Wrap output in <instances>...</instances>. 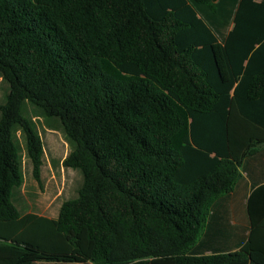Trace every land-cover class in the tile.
<instances>
[{
  "label": "trees",
  "instance_id": "obj_1",
  "mask_svg": "<svg viewBox=\"0 0 264 264\" xmlns=\"http://www.w3.org/2000/svg\"><path fill=\"white\" fill-rule=\"evenodd\" d=\"M0 77V264H264V0H0ZM25 102L82 175L56 218L14 203Z\"/></svg>",
  "mask_w": 264,
  "mask_h": 264
},
{
  "label": "rangeland",
  "instance_id": "obj_2",
  "mask_svg": "<svg viewBox=\"0 0 264 264\" xmlns=\"http://www.w3.org/2000/svg\"><path fill=\"white\" fill-rule=\"evenodd\" d=\"M8 83L0 80V96L5 100ZM24 115L31 121L41 137L44 149L41 180L33 175L32 163L27 153L24 134L14 130V137L19 145L23 183L14 194V203L21 213H37L56 218L65 200L78 195L82 175L78 169L66 168L63 160L71 150L58 119L48 117L30 102H25Z\"/></svg>",
  "mask_w": 264,
  "mask_h": 264
},
{
  "label": "crops",
  "instance_id": "obj_3",
  "mask_svg": "<svg viewBox=\"0 0 264 264\" xmlns=\"http://www.w3.org/2000/svg\"><path fill=\"white\" fill-rule=\"evenodd\" d=\"M2 79V77H0V80ZM3 80V79H2ZM6 86H7V90H8V85L6 84ZM6 97V96H5ZM2 97L0 96V106L6 101V98H5V100H2L1 99ZM249 182V181H248ZM246 202V200H244L243 201V204ZM241 204H242V202H241Z\"/></svg>",
  "mask_w": 264,
  "mask_h": 264
}]
</instances>
